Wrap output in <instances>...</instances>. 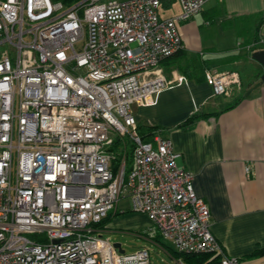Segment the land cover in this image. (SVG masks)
<instances>
[{"label":"built area","instance_id":"obj_1","mask_svg":"<svg viewBox=\"0 0 264 264\" xmlns=\"http://www.w3.org/2000/svg\"><path fill=\"white\" fill-rule=\"evenodd\" d=\"M179 2L162 18L161 0H0V264H152L149 249L120 252L98 227L123 200L176 252L239 264L172 140L137 129L135 106L187 80L161 62L183 49L177 22L207 0ZM205 77L215 95L242 83L238 71ZM113 132L135 144L127 174L124 161L113 170Z\"/></svg>","mask_w":264,"mask_h":264},{"label":"crops","instance_id":"obj_2","mask_svg":"<svg viewBox=\"0 0 264 264\" xmlns=\"http://www.w3.org/2000/svg\"><path fill=\"white\" fill-rule=\"evenodd\" d=\"M161 7L162 18L182 10L179 0H161ZM263 15L264 0H207L200 13L177 22L184 54L169 71L161 66L168 79L186 68L187 80L163 89L154 104L134 107L138 124L162 129L146 141L155 135L172 140L178 164L194 174V188L210 209L212 234L239 264H264V254L251 257L264 250V68L249 52L264 37ZM247 62L248 73L241 68ZM199 66L238 71L242 87L215 95L206 79L194 76ZM194 114L206 116L181 126ZM132 213L129 201H121L106 230L159 233H151L146 214Z\"/></svg>","mask_w":264,"mask_h":264},{"label":"trees","instance_id":"obj_3","mask_svg":"<svg viewBox=\"0 0 264 264\" xmlns=\"http://www.w3.org/2000/svg\"><path fill=\"white\" fill-rule=\"evenodd\" d=\"M54 1H61L64 4H66L67 6L72 5L73 3H76L77 1L80 0H54ZM259 41V38H257V41ZM259 49V46H253L252 48H250V54L252 55V53ZM184 54L183 49L180 50L179 52H177L176 54L164 59L161 62V66L163 64V68L164 66H166L167 68L164 69L166 71H169L170 67L172 65H176L175 60H177V58H179L180 56H182ZM169 68V69H168ZM179 70L181 71L182 74H184L187 77V71L186 68L182 69V67H179ZM198 70V68H197ZM194 76H197L199 80H204L206 79L205 77V72L202 71V67L199 66V71H194ZM191 76V75H190ZM239 99L235 100L234 103L228 105L227 108H231L233 107L235 104H237ZM206 116L205 114H194L191 117H189L181 126H186L188 124H190L191 122ZM138 132L139 134L142 136V138L144 140H149L151 137H153V135L157 132L162 130L161 127L158 126H146V125H142V124H138ZM110 149L115 153L114 159L112 161V167L115 173H117L119 171V169L121 168V165L123 163V161L125 162V173L127 174L128 172H130L133 168V164H134V149H135V144L133 143V141L130 139L129 136H125V137H120V136H116L113 140V144L111 145ZM117 214L113 215L112 213L98 226L99 228H106L110 223H112V221L114 220V218L116 217ZM158 233V231H157ZM138 235H140L143 238L149 239L150 241H152L153 243L157 244L159 247H161L163 250H165L167 253H169L172 257H174L175 259L179 260L181 263L183 264H220L221 263V256L218 254H214V253H207V254H184V253H178L176 252L172 247L167 246L163 240L161 235L158 233L156 236L152 237H147L149 236L146 233H138ZM264 254V250L262 251H257L255 252L251 257H256L259 255H263Z\"/></svg>","mask_w":264,"mask_h":264},{"label":"rangeland","instance_id":"obj_4","mask_svg":"<svg viewBox=\"0 0 264 264\" xmlns=\"http://www.w3.org/2000/svg\"><path fill=\"white\" fill-rule=\"evenodd\" d=\"M159 12H160V14L166 13V11H164L163 7H161ZM78 48H80V45H78ZM249 63L250 62H247L246 67H245V64H243L241 67V68L246 69V71H247L246 73H248L252 69V68H250L251 66L249 65ZM163 74L165 75L164 71H163ZM241 85H242V83H241ZM240 87H242V86H240ZM116 135H117L116 132L112 133V136L116 137ZM132 214H135V213L133 212ZM149 220H150V218H149ZM151 224L153 227L152 221H151ZM150 231H153L151 233L154 234L156 231L155 227L151 228ZM104 238L106 240H108L109 242H111L112 244H116V243L122 244L123 249L129 254L135 253L138 250L149 249L150 259H151L152 264H181V262L179 260L172 257L169 253H167L165 250H163L157 244H155L152 241H149L148 239L143 238L141 236L139 237L134 233L133 234H131V233L121 234V233H118L114 230L113 231L105 230ZM163 242L167 246H170L167 242H165V241H163Z\"/></svg>","mask_w":264,"mask_h":264},{"label":"water","instance_id":"obj_5","mask_svg":"<svg viewBox=\"0 0 264 264\" xmlns=\"http://www.w3.org/2000/svg\"><path fill=\"white\" fill-rule=\"evenodd\" d=\"M252 58L258 61L260 64H262L264 68V49L256 50L252 53ZM262 79L264 80V73L262 75ZM117 249L120 250V252H124V250L121 247L120 243L114 244Z\"/></svg>","mask_w":264,"mask_h":264}]
</instances>
